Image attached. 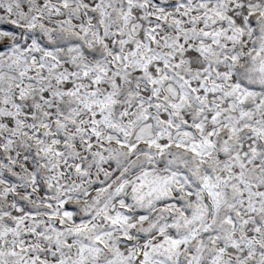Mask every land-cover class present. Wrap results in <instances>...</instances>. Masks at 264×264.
Returning <instances> with one entry per match:
<instances>
[{
  "label": "snow or ice",
  "instance_id": "1",
  "mask_svg": "<svg viewBox=\"0 0 264 264\" xmlns=\"http://www.w3.org/2000/svg\"><path fill=\"white\" fill-rule=\"evenodd\" d=\"M0 264H264V0H0Z\"/></svg>",
  "mask_w": 264,
  "mask_h": 264
}]
</instances>
